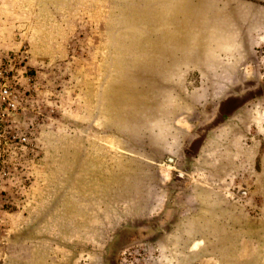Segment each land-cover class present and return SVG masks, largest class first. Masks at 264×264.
Masks as SVG:
<instances>
[{
  "label": "rangeland",
  "instance_id": "rangeland-1",
  "mask_svg": "<svg viewBox=\"0 0 264 264\" xmlns=\"http://www.w3.org/2000/svg\"><path fill=\"white\" fill-rule=\"evenodd\" d=\"M12 54L0 264H264V0H0Z\"/></svg>",
  "mask_w": 264,
  "mask_h": 264
},
{
  "label": "built area",
  "instance_id": "built-area-1",
  "mask_svg": "<svg viewBox=\"0 0 264 264\" xmlns=\"http://www.w3.org/2000/svg\"><path fill=\"white\" fill-rule=\"evenodd\" d=\"M24 58L18 54L0 58V170H3L7 159L29 145V137L18 121L22 104L19 69Z\"/></svg>",
  "mask_w": 264,
  "mask_h": 264
},
{
  "label": "water",
  "instance_id": "water-1",
  "mask_svg": "<svg viewBox=\"0 0 264 264\" xmlns=\"http://www.w3.org/2000/svg\"><path fill=\"white\" fill-rule=\"evenodd\" d=\"M245 98H248V97H245ZM245 98H243L242 96H239L234 101H232L231 104L233 103L234 105L238 106V105L242 104L243 102H245ZM169 160H171V159H169Z\"/></svg>",
  "mask_w": 264,
  "mask_h": 264
}]
</instances>
